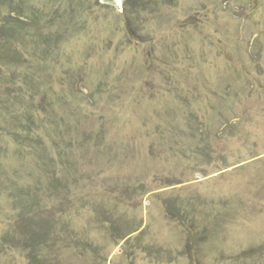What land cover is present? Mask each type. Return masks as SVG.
Wrapping results in <instances>:
<instances>
[{
    "label": "rangeland",
    "instance_id": "obj_1",
    "mask_svg": "<svg viewBox=\"0 0 264 264\" xmlns=\"http://www.w3.org/2000/svg\"><path fill=\"white\" fill-rule=\"evenodd\" d=\"M14 1L60 135L0 136V264H264V0Z\"/></svg>",
    "mask_w": 264,
    "mask_h": 264
},
{
    "label": "trees",
    "instance_id": "obj_2",
    "mask_svg": "<svg viewBox=\"0 0 264 264\" xmlns=\"http://www.w3.org/2000/svg\"><path fill=\"white\" fill-rule=\"evenodd\" d=\"M133 1L124 0L123 11H128ZM18 4L19 6H15L14 0H0V136L6 134L11 136L15 142L22 141L28 149H24V151L29 154L31 150L41 144L40 138L42 136L38 128L42 127L46 133H50L53 137L60 135V133L56 127L49 123L51 115L48 107L52 106L54 102L49 92L51 83L44 82L41 84L40 89L43 87L44 93L42 92L41 98L37 100L40 94L39 86L36 84L38 67L31 65L29 73L31 75L24 77L20 76L18 71L20 69L19 65L24 63L23 59L25 57L20 48L23 42L19 41L24 38V30L27 27L36 28L39 32L40 29H44L49 35L52 31L51 25L45 23L43 16H40V14L32 10L28 11L29 8L25 7L26 4H23V6L20 2ZM42 34L44 35L43 32ZM31 36L35 37L33 34ZM47 37L45 36V38ZM49 47L50 44L48 48H43V45H41L42 51L38 52L36 50L33 55L47 59L51 52ZM45 65L46 62H44ZM47 69L49 70V67ZM10 71H14V73L9 74ZM34 123L38 124L35 131L33 130L35 128H33ZM37 135H39L38 138ZM42 152H46V150ZM42 157L45 160L49 156L44 155ZM43 165L49 167L47 163ZM45 167L42 168L43 171H45ZM52 175L48 179L50 183H48V186L54 187L59 184L60 178ZM46 181L43 182L40 179L37 183L44 186ZM21 190L27 203L19 200L20 196L18 194L15 195L16 199L24 204V208L19 213L20 216L24 215V212L31 213L30 207L35 206L34 204L40 199L39 193L31 192L32 188L30 190L26 189V191L23 188Z\"/></svg>",
    "mask_w": 264,
    "mask_h": 264
},
{
    "label": "water",
    "instance_id": "obj_3",
    "mask_svg": "<svg viewBox=\"0 0 264 264\" xmlns=\"http://www.w3.org/2000/svg\"><path fill=\"white\" fill-rule=\"evenodd\" d=\"M100 2L113 5L116 8H120L122 6L124 0H119V2H117V0H100Z\"/></svg>",
    "mask_w": 264,
    "mask_h": 264
},
{
    "label": "snow or ice",
    "instance_id": "obj_4",
    "mask_svg": "<svg viewBox=\"0 0 264 264\" xmlns=\"http://www.w3.org/2000/svg\"><path fill=\"white\" fill-rule=\"evenodd\" d=\"M117 2H119V0H117Z\"/></svg>",
    "mask_w": 264,
    "mask_h": 264
}]
</instances>
